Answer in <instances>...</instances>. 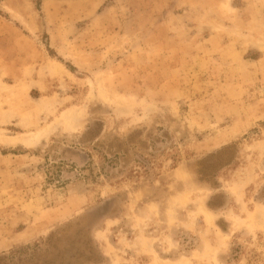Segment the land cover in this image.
I'll list each match as a JSON object with an SVG mask.
<instances>
[{"label":"rangeland","instance_id":"obj_1","mask_svg":"<svg viewBox=\"0 0 264 264\" xmlns=\"http://www.w3.org/2000/svg\"><path fill=\"white\" fill-rule=\"evenodd\" d=\"M0 264H264V0H0Z\"/></svg>","mask_w":264,"mask_h":264}]
</instances>
